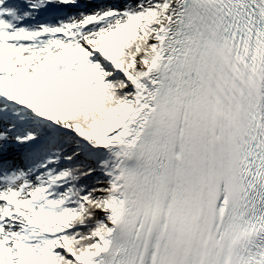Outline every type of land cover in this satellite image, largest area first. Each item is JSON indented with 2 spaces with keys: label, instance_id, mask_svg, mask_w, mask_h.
<instances>
[{
  "label": "snow or ice",
  "instance_id": "snow-or-ice-1",
  "mask_svg": "<svg viewBox=\"0 0 264 264\" xmlns=\"http://www.w3.org/2000/svg\"><path fill=\"white\" fill-rule=\"evenodd\" d=\"M0 264H264V0H0Z\"/></svg>",
  "mask_w": 264,
  "mask_h": 264
}]
</instances>
